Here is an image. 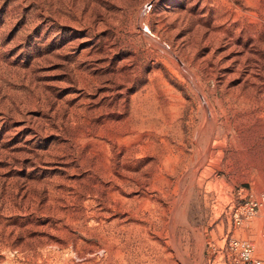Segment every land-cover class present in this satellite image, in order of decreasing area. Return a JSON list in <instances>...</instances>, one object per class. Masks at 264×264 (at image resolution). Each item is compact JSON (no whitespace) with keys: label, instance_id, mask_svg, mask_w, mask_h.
<instances>
[{"label":"rangeland","instance_id":"obj_1","mask_svg":"<svg viewBox=\"0 0 264 264\" xmlns=\"http://www.w3.org/2000/svg\"><path fill=\"white\" fill-rule=\"evenodd\" d=\"M263 195L264 0H0V264H264Z\"/></svg>","mask_w":264,"mask_h":264},{"label":"built area","instance_id":"obj_2","mask_svg":"<svg viewBox=\"0 0 264 264\" xmlns=\"http://www.w3.org/2000/svg\"><path fill=\"white\" fill-rule=\"evenodd\" d=\"M262 206H264V195L261 198H251L244 205L236 209L234 213L235 224L241 225L245 218L248 219L255 215ZM243 212H245V214L244 216H241ZM229 247L231 250L236 251L239 261H229L225 264H263V261L260 258L255 257L253 243L232 237L229 240Z\"/></svg>","mask_w":264,"mask_h":264},{"label":"bare ground","instance_id":"obj_3","mask_svg":"<svg viewBox=\"0 0 264 264\" xmlns=\"http://www.w3.org/2000/svg\"><path fill=\"white\" fill-rule=\"evenodd\" d=\"M256 9H258V8H256ZM258 13V12H257ZM251 16H253L254 17V15L253 14H250ZM256 15V14H255ZM236 18V17H235ZM234 18V19H235ZM256 18V17H255ZM256 20H258V19H256ZM143 27V26H142ZM146 30L145 29H143L142 28V33H143V35H145L146 36V38L147 37H149L148 35H149V33H152V28L148 25V24H146ZM252 30V29H251ZM153 34V33H152ZM155 39H157L156 37H155ZM148 40V39H147ZM150 40V39H149ZM152 40V39H151ZM255 40V39H254ZM157 41H158V39H157ZM155 42H156V40H155ZM251 48V47H250ZM163 49V48H162ZM166 50V49H165ZM253 50V49H252ZM180 65V64H179ZM183 65V64H182ZM181 65V66H182ZM198 87V86H197ZM209 110V109H208ZM209 117V116H208ZM209 119H210V117H209Z\"/></svg>","mask_w":264,"mask_h":264}]
</instances>
